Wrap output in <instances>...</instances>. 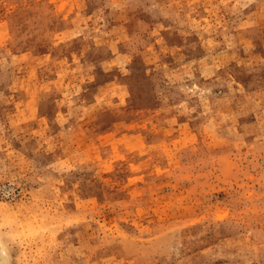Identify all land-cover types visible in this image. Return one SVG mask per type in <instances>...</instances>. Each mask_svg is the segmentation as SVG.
Returning <instances> with one entry per match:
<instances>
[{
  "label": "rangeland",
  "instance_id": "374dc122",
  "mask_svg": "<svg viewBox=\"0 0 264 264\" xmlns=\"http://www.w3.org/2000/svg\"><path fill=\"white\" fill-rule=\"evenodd\" d=\"M0 264H264V0H0Z\"/></svg>",
  "mask_w": 264,
  "mask_h": 264
}]
</instances>
